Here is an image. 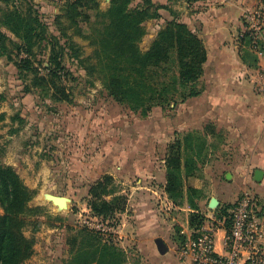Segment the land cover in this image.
<instances>
[{"label": "trees", "instance_id": "1", "mask_svg": "<svg viewBox=\"0 0 264 264\" xmlns=\"http://www.w3.org/2000/svg\"><path fill=\"white\" fill-rule=\"evenodd\" d=\"M61 14L51 25L43 18L34 0H0V57L13 61L24 92H37L54 103L70 102L68 81L74 73L66 59L77 62L90 75H99L111 98L145 118L154 108H170L173 104L200 96L204 91L201 78L208 60V51L198 32L175 16L157 32L148 50L140 43L146 37L145 23L160 19L161 10L170 7L153 0H113L101 10L100 0H64ZM171 11V10H170ZM94 12L95 21L92 22ZM173 14V12L171 11ZM90 24L91 33L84 35L81 24ZM88 38L95 47L93 56L83 57L81 47L70 34ZM10 33V34H8ZM241 57L246 65L258 68L257 48L264 53V44L254 42L251 32H240ZM48 62L43 66L44 59ZM95 60V63L92 62ZM14 132H18L16 129ZM206 142L194 134L177 137L168 146L165 159L168 198L177 205L185 201L198 210L201 192L189 184L197 176L198 161L206 150ZM0 150V264H25L34 255L35 239L27 236L30 218L38 207L30 202L37 192L29 188L19 173L2 161ZM128 199L119 194L114 179L104 175L90 188L88 206L94 218L117 226V216L127 209ZM237 203L220 207L215 213L226 219L231 229L230 211ZM207 218L200 213L190 215L192 239ZM111 221H116V223ZM175 239L182 250L188 237L176 226ZM105 231V230H104ZM88 225L72 231L67 239L70 258L65 264H126L127 253L109 231Z\"/></svg>", "mask_w": 264, "mask_h": 264}, {"label": "rangeland", "instance_id": "2", "mask_svg": "<svg viewBox=\"0 0 264 264\" xmlns=\"http://www.w3.org/2000/svg\"><path fill=\"white\" fill-rule=\"evenodd\" d=\"M100 1L103 11L112 2ZM142 1L134 0L133 6H138ZM161 1L170 7V0ZM34 3L54 30L53 21L56 15L61 14L65 1L34 0ZM3 8L4 4L0 3V9ZM249 13L260 19L261 34L264 36V0ZM92 15L93 22L94 12ZM161 15L160 19H149L145 23L148 34L140 43L143 50L149 49L157 32L170 21V10H161ZM90 27L85 23L80 28L87 35L91 33ZM245 29L244 20L243 32ZM70 34L81 47L83 57L93 56L95 47L88 38L72 31ZM92 62L95 63V60ZM47 65L45 60L43 66ZM66 65L75 77L74 81L67 82L71 91L70 102L54 103L50 99H42L37 92H24L25 83L19 78L16 65L0 57L2 161L13 167L26 185L37 192L30 205L38 207V213L30 218L32 224L26 228L27 236L35 239L34 255L25 264H65L70 258L67 239L74 229L84 225L112 233L115 241L127 253L126 264H144L134 241H123L119 233L123 228L119 229L122 222L133 221L134 217H129L135 216L134 206L132 210L129 209L125 219L117 216V226H108L92 216L88 206L89 191L104 175L113 177L119 194L127 197V204L139 184L161 190L159 175H163L162 161L166 159L170 145V108H154L148 117L143 118L111 98L98 74H88L77 62L68 58ZM16 129L18 132H14ZM146 157L152 158V163L143 162ZM123 172H132L135 176L124 179L121 178ZM147 172L157 174V179L144 180ZM211 192L208 196L220 197L223 205L235 204L239 200L232 197L228 190L223 193ZM47 194L69 198L68 208L59 209L47 199ZM136 194L134 203H137ZM250 194L257 197L252 192ZM257 198L264 205V200ZM156 204L157 214L163 218L170 216V210L166 207L162 210L160 198ZM0 212H3L1 206ZM209 215L206 223L218 227L219 223L215 221L220 220L215 215ZM112 222L116 223L111 221V225Z\"/></svg>", "mask_w": 264, "mask_h": 264}, {"label": "crops", "instance_id": "3", "mask_svg": "<svg viewBox=\"0 0 264 264\" xmlns=\"http://www.w3.org/2000/svg\"><path fill=\"white\" fill-rule=\"evenodd\" d=\"M153 1L164 4L161 0ZM260 1L170 0L173 12L170 11V21L175 14L188 24L204 40L208 51L201 78L203 93L170 107V144L177 137L184 138L192 133L205 140L206 150L197 158V176L189 180V184L201 192L198 210L192 209L187 201L180 206L168 198L163 160V175H159L161 190L139 184L137 191L130 195L126 212L119 214L125 219L134 206L135 216L129 217H134L133 221H121L119 229L123 228L119 233L123 241H134L144 264H193L192 257L181 254L175 239V227L182 228V234L188 237L186 245L189 244L193 234L190 215L196 212L209 218V213L214 216L220 207L226 206L220 197H209V192L228 190L239 200L252 192L264 200V94L257 88V81L264 73V53L257 48L259 66L249 67L242 60L238 39L240 32L244 31V15L252 12ZM142 161L152 163V158L146 157ZM258 170L263 172L261 181L255 179ZM155 175L147 172L144 180H155ZM133 176L135 173L123 172L121 178L132 179ZM135 194L137 203H134ZM159 198L162 210L166 207L170 216L163 218L157 214ZM213 200L218 203L217 209L212 207ZM205 201L206 210L203 209ZM215 222L219 223L215 227V251L224 255L226 224Z\"/></svg>", "mask_w": 264, "mask_h": 264}, {"label": "built area", "instance_id": "4", "mask_svg": "<svg viewBox=\"0 0 264 264\" xmlns=\"http://www.w3.org/2000/svg\"><path fill=\"white\" fill-rule=\"evenodd\" d=\"M244 20L245 31L251 32L254 42L264 44L260 19L246 13ZM257 88L264 94V73L257 81ZM230 214L232 223L224 255L215 251V227L205 222L197 238L182 249V256L192 257L193 264H264V205L246 193ZM220 221L226 224L225 218Z\"/></svg>", "mask_w": 264, "mask_h": 264}, {"label": "water", "instance_id": "5", "mask_svg": "<svg viewBox=\"0 0 264 264\" xmlns=\"http://www.w3.org/2000/svg\"><path fill=\"white\" fill-rule=\"evenodd\" d=\"M262 177H263V172L260 170L256 171V173H255L256 181H261ZM46 197H47V199L52 201V203H54L59 209H67L68 208V203L70 202L69 198L64 197V196H57V195H53V194H47ZM217 204L218 203L215 200H213V202H212L213 206L212 207H214V209H217ZM162 251L164 252L165 249Z\"/></svg>", "mask_w": 264, "mask_h": 264}]
</instances>
